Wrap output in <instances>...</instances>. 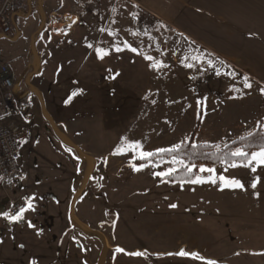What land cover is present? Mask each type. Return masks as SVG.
<instances>
[{
	"label": "rangeland",
	"instance_id": "1",
	"mask_svg": "<svg viewBox=\"0 0 264 264\" xmlns=\"http://www.w3.org/2000/svg\"><path fill=\"white\" fill-rule=\"evenodd\" d=\"M19 2L25 11L33 8L18 19V27L14 21L16 36H0V58L14 73L17 100L30 94L28 104L18 100L26 110L23 140L29 146L22 148L23 178L12 190L0 187V264L39 259L47 264H206L209 259L255 264L243 262L244 251L237 254L241 262H228V252H216L223 246L216 226L219 207L229 209L221 196L241 192L220 189L219 180H162L156 173L184 161L140 158L141 151L170 149L189 139L221 148L238 137L234 125L241 115H256L254 130L264 128L263 106L244 112L235 103L247 95L240 96L245 90L237 84L239 76L227 73L232 64L202 51L171 26L166 12L160 16L138 0ZM98 49L107 53L102 59ZM248 127L244 134L252 130ZM124 138L142 148L127 150ZM121 146L125 150L118 152ZM133 165L145 167L136 171ZM203 167L214 168L217 177L238 174L224 164ZM18 197L31 201L34 210L12 221L3 213ZM193 203L194 215L188 212ZM187 246L212 251L202 254ZM181 250L199 258L178 255ZM137 252L142 255L132 254Z\"/></svg>",
	"mask_w": 264,
	"mask_h": 264
},
{
	"label": "crops",
	"instance_id": "2",
	"mask_svg": "<svg viewBox=\"0 0 264 264\" xmlns=\"http://www.w3.org/2000/svg\"><path fill=\"white\" fill-rule=\"evenodd\" d=\"M140 3L147 4L149 10L160 14L166 12L171 26L176 28L181 34L196 44L206 53H211L216 57L228 60L232 67L227 73H232L237 78V84L245 90L241 97L235 100L237 106L244 112L247 107H264V0H138ZM37 14L32 17H36ZM165 16V15H164ZM32 17H29L32 18ZM34 23V22H33ZM23 20L20 23L21 29ZM29 31V30H28ZM229 71V72H228ZM245 77L251 83V88L245 86ZM245 108V109H244ZM241 120L234 125L235 132H240L238 137L251 133L258 125L257 116H240ZM237 118V117H236ZM264 125V113L261 115ZM14 120L20 125L27 124L23 117H15ZM29 124V123H28ZM249 126L248 133H243ZM239 127V128H238ZM237 137V135H235ZM22 148L26 149L29 145L22 140ZM240 164V163H237ZM224 166H228L225 165ZM238 174L233 178L240 180L244 184V189L225 188L223 184L218 185L225 191L232 190L241 195H222L224 203L229 209L223 211L219 207L218 216L219 241L223 246L216 252L218 254L228 252V262H241L237 255L239 251H244L243 262H264V238H252L253 235L264 234V166L258 167L256 172H252L248 167H235ZM259 177L256 188L251 184ZM248 193V195H244ZM259 193V195H256ZM198 199V198H196ZM199 200V199H198ZM194 203L196 200H193ZM252 206V210L247 212L243 203ZM188 211L194 215V208ZM197 204V203H196ZM65 208H69L67 200ZM235 208V211H234ZM43 237V233H40ZM74 237V235H73ZM254 237V236H253ZM70 239V237H69ZM64 239L66 243L67 240ZM48 241V239H45ZM42 241V240H41ZM63 236L59 238V245H62ZM73 246L77 241L70 239ZM245 246L241 247V243ZM38 245V244H37ZM35 246V248L37 247ZM42 244H40V247ZM40 247H37L38 249ZM189 250L198 251L202 254L211 252L208 247L193 248L187 246ZM52 251V250H51ZM59 251V248L57 249ZM76 255L73 252V256ZM50 256V255H49ZM40 258L42 256L40 255ZM30 259V258H29ZM28 261H31L29 260ZM37 260L35 264H47V262ZM17 263V262H15ZM22 263V262H18ZM33 264V262H24ZM70 264H74L70 262Z\"/></svg>",
	"mask_w": 264,
	"mask_h": 264
},
{
	"label": "built area",
	"instance_id": "3",
	"mask_svg": "<svg viewBox=\"0 0 264 264\" xmlns=\"http://www.w3.org/2000/svg\"><path fill=\"white\" fill-rule=\"evenodd\" d=\"M16 0H0V36L14 34V4ZM15 76L10 64L0 58V187L14 189L23 178L22 140L26 136L24 126L14 118L22 117L24 106H19ZM25 198L11 199L6 212L15 215L20 208H27Z\"/></svg>",
	"mask_w": 264,
	"mask_h": 264
},
{
	"label": "trees",
	"instance_id": "4",
	"mask_svg": "<svg viewBox=\"0 0 264 264\" xmlns=\"http://www.w3.org/2000/svg\"><path fill=\"white\" fill-rule=\"evenodd\" d=\"M15 4L14 7V21L16 27H18V19L20 17H27L30 15V9L33 7L30 6L29 10L25 11L24 5ZM29 5V4H25ZM35 41V39L33 40ZM33 46V44H32ZM30 94H23V96L18 97V100L21 104H28ZM44 109V105H43ZM264 144V128L259 125V127L253 132L237 137L232 141L228 142L221 148H217L214 144L211 143H202V142H194L193 139L184 140L179 144V148H176L174 151H166V152H153L154 155L149 158H144L143 162H152V163H160L169 159H181L184 161V164L173 172H171L167 176H163L162 180H168L171 182H179V181H190L195 178V176L200 174L201 166H211L216 167L218 165L223 164L222 161L227 160L230 164L233 160L236 163H241L242 158L240 157H232V153L237 148H243L244 151L251 153L252 151L258 150L259 146ZM174 148V147H173ZM170 148V149H173ZM192 165L196 167L192 168L191 172L188 171V168ZM227 165V164H225Z\"/></svg>",
	"mask_w": 264,
	"mask_h": 264
},
{
	"label": "snow or ice",
	"instance_id": "5",
	"mask_svg": "<svg viewBox=\"0 0 264 264\" xmlns=\"http://www.w3.org/2000/svg\"><path fill=\"white\" fill-rule=\"evenodd\" d=\"M89 47H91V45H89ZM130 47V46H129ZM117 51H120L121 49L120 48H117L116 49ZM133 52L136 51L135 48H132L131 49ZM98 53H100V58L102 59L104 55H106L107 53L105 52L104 49H98L97 50ZM148 59H152L151 57H148ZM209 63L211 64L212 61L209 60ZM155 66V65H154ZM191 66V65H189ZM232 73H229V75H231ZM245 86L248 87V88H251V83L248 82V77H245ZM261 92L264 93V88L261 89ZM76 93H73V95H75ZM71 100V97H69V100L66 101L67 102H70ZM153 103H155V101H153ZM125 139V143H126V149L127 150H137V149H140L142 148V145L139 143V142H132V143H127V138H124ZM180 146L179 145H176L174 146L173 149H158L159 152H166V151H174L176 148H179ZM125 150V146H121V149L118 150L119 151H123ZM154 155L153 152H145V151H141L140 152V158L143 159V158H149V157H152ZM232 157H240L242 158L241 160V163L240 164H237L235 162V160H233L230 164L228 163L227 160L225 161H222L223 164H227L229 167H240V166H243V167H248L251 169L252 172H256L257 168L258 167H261V166H264V144H261L258 148V150H255V151H252L251 153L247 152V151H244L243 148H237L232 154ZM177 161L175 160V158L173 159V163H176ZM182 163V161H180ZM143 167H145V165H140V167H136L135 165H133V168L134 170L136 171H140ZM196 167L195 165H192L191 167L188 168V171L191 172L192 168ZM227 170V169H225ZM174 169H168L166 172H160V173H156V175L158 176H167L169 175L171 172H173ZM200 172H208L210 175H208L206 178L205 177H202V176H195L194 179L188 181L189 183H192V184H203V183H206V182H211L213 184L217 183V180L221 181L223 183V187L225 188H239V189H244V184L236 179V178H227L223 175L221 176H215L213 175L215 173V169L214 168H204L203 166L200 167L199 169ZM259 177H256L255 181L251 184V187L252 188H256L257 187V183H259ZM256 195H259V193H256ZM171 207H176L177 205H170ZM34 210V206L33 204L31 203V201H29L28 205H27V208H20V210L15 214V215H9V213L5 212L3 213V215L9 219V220H12V221H19V220H22L24 218V213L25 211L27 210ZM29 226L30 227H34V225L31 224V222H29ZM117 251H120V252H123L124 249H121V248H118ZM133 255H142V253H132ZM178 255H181V256H194V257H197L199 258V254L198 253H188V252H185L183 250H181L179 253H177ZM33 264H35V262H33ZM206 264H218L217 261L215 260H207Z\"/></svg>",
	"mask_w": 264,
	"mask_h": 264
},
{
	"label": "water",
	"instance_id": "6",
	"mask_svg": "<svg viewBox=\"0 0 264 264\" xmlns=\"http://www.w3.org/2000/svg\"><path fill=\"white\" fill-rule=\"evenodd\" d=\"M36 70H37V69H36ZM85 183H86V180H85V179H83V180L80 182V184H79V186H78V188H77V190H76V192H75V194H74V200H75V198L77 197V195L79 194V192L81 191V189L83 188V186L85 185ZM88 230L95 231V230H93V229H88ZM98 264H101V262L99 261Z\"/></svg>",
	"mask_w": 264,
	"mask_h": 264
}]
</instances>
